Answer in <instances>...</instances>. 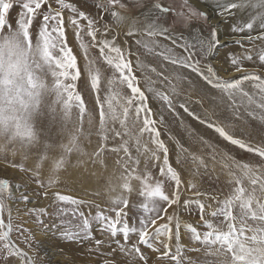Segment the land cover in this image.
I'll list each match as a JSON object with an SVG mask.
<instances>
[{
	"label": "snow or ice",
	"instance_id": "snow-or-ice-1",
	"mask_svg": "<svg viewBox=\"0 0 264 264\" xmlns=\"http://www.w3.org/2000/svg\"><path fill=\"white\" fill-rule=\"evenodd\" d=\"M129 4L144 11L134 16ZM181 8L169 24L164 14L172 7L153 0H95V11L77 0H0V30L18 28L56 69L54 97L40 112L50 126L38 124L0 156L36 185L31 196L20 190L13 198L16 185L0 178V264L37 258L51 264L39 245L32 248L26 227L21 235L27 233L32 254L18 246L14 211L33 217L41 234L50 226L64 241L86 245L82 254L98 264H264V0H218L215 20L192 0ZM194 21L203 23L190 34L173 31L177 22L187 28ZM225 22L228 41L220 37ZM228 44L227 63L215 60ZM28 81L34 88L31 74ZM186 117L215 137L194 130ZM222 142L245 155H233ZM9 155L22 162L7 161ZM69 167H83L79 175L95 177L97 187L79 194L63 189L61 172ZM205 176L217 187L206 188ZM40 199L48 205L38 206ZM193 212L198 219L187 222L185 214Z\"/></svg>",
	"mask_w": 264,
	"mask_h": 264
},
{
	"label": "clouds",
	"instance_id": "clouds-1",
	"mask_svg": "<svg viewBox=\"0 0 264 264\" xmlns=\"http://www.w3.org/2000/svg\"><path fill=\"white\" fill-rule=\"evenodd\" d=\"M55 71L39 43L30 47L18 28L0 30V79L5 80L0 86V156L24 143L38 126L43 118L40 112L54 97ZM29 74L34 88L29 86Z\"/></svg>",
	"mask_w": 264,
	"mask_h": 264
},
{
	"label": "rangeland",
	"instance_id": "rangeland-1",
	"mask_svg": "<svg viewBox=\"0 0 264 264\" xmlns=\"http://www.w3.org/2000/svg\"><path fill=\"white\" fill-rule=\"evenodd\" d=\"M16 2H17V0H13V3H16ZM125 2H127V0H125ZM153 2H159L163 6H169L170 5L172 7V9L174 10L173 12H171L169 14H164L165 15V20L169 24L173 20L176 19L175 12L184 10V9L181 8V5H182L183 0H153ZM77 3H79L81 5V7H83V8H86V9L91 10V11H95V0H77ZM129 8L131 10V14L134 15V16L135 15H139L140 12L144 11L143 8L135 7L132 4H129ZM11 16H12L13 21H15L16 19H18V7H14L13 9H11ZM107 18L108 17L105 16V19H107ZM202 23H203L202 21H199V22H195L194 21L189 27L185 28L182 25V23L177 22L174 25L173 31H175L176 33L184 32L186 34H190L193 31H195L198 28H200L202 26ZM68 39H69V45L71 47H73L74 54H76L77 57H78V66H81L82 67L83 64H84V60H83L82 54L80 53V51L78 49V45L76 44V42H75V40L73 38V34L71 32L68 33ZM160 39L163 40L162 37ZM229 48H231V44H228L227 46H222L219 49V50H221L219 52V54L217 53L218 56L215 55L214 56V59L217 58V60L224 61V56L222 54L225 53L226 50L229 49ZM224 62L227 63L226 61H224ZM77 87H78V90H79V88H80V82H77ZM204 106L206 108L207 107H210V101L209 100H205L204 101ZM196 107H199V106L197 105ZM214 115H221V113L219 111H217L216 113H214ZM185 122L187 124H189L197 132L204 133L208 137H215V134L212 133L211 130L205 129L204 126L199 125L196 121H193L190 117H186ZM237 124L240 126V128H246L247 127V125L243 124L241 121H237ZM251 127L253 129H255V131L252 132V136L253 137H256V138H259L261 133H260V129L257 126V124H256L255 121H252L251 122ZM180 131L183 132L182 129ZM236 131H237V134H239V128ZM184 141H185V144L187 146V144H188V137H187V134L186 133H184ZM213 142H219V141H216L214 139ZM222 143L225 146V149L226 150H231L232 151V154L233 155H236V156H244L245 155L242 152V150L236 149L234 146L227 145V142H222ZM251 155L252 154H247V156H251ZM16 160H17V158H16ZM16 160L13 159V157H11L10 155L7 157V161H9V162L18 163ZM1 162L4 163V164L5 163L8 164L3 158H0V163ZM172 162L175 164L174 159H173ZM88 167L91 168V165H89ZM109 169H111V167ZM106 174H108V173H106ZM85 175H86L87 178L89 177V175L87 173ZM24 176L27 178V180H25V181L20 180L17 177L12 178L8 174L7 170H4L3 169V171H2L1 170V166H0V178H7V179H9L11 183L15 184L19 188V191L20 190H25L27 192V194H29L31 196V193L36 188V185L34 183H32L31 180H29L28 176H26L25 174H24ZM92 178H94V177H92ZM202 179H203V184H204V186L206 188H215V187H217V185L215 183H213L212 181H210L208 177L205 176ZM220 181H221V183H223V181H224V177L223 176L220 177ZM10 191H11V189H10ZM187 195L188 196H191V193H187ZM87 197H88L87 199H95V200H97L98 202H100L102 204L107 200V196L106 195H101L99 197L94 196V195H89ZM13 198H15V196H13ZM131 199L136 200L137 197L135 195H133L131 197ZM46 200L47 199H40V200H38V203L39 202H42V206H40V207H44V206L48 205L49 201L48 200L46 201ZM29 206H32V205H29ZM38 206H39V204H38ZM13 217H14V224L21 226L19 229H17L16 231H14L13 236L14 237H19V239L16 240L18 246L21 247L25 251H29L30 254H32V252L29 249L28 244L25 242V236L27 235V233H24L23 235H21L22 228H25V227L28 228L29 231L32 232L33 234L35 233V231H38L40 233V237H43V238L44 237L45 238L48 237L49 239L57 240L59 242V244H61L63 246L66 245L65 247H70L71 250L74 252L73 254L74 255L76 254L75 255L76 258L80 259V261L87 260L85 262L86 264H98V261L95 259L94 255L86 254L87 258H85L84 257L85 254H82V253H85V249L87 247L86 245H82L80 247H77V245L75 243H71V242L64 241L63 238L60 236L58 230L57 229H53L50 226H49L48 229H46V231H45L46 234L45 233L44 234H41V232H40L39 228L37 227V225L35 223L31 222L34 218L31 217L30 215H27V216L26 215H22V214H19L18 215L14 211L13 212ZM42 219H44L45 220V223L46 224H49V225L52 222L58 223V221H54V220L53 221H50L46 217H42ZM184 219L187 222L195 223V221L198 219V216H197L196 212L191 213V215H189V214L186 213L185 216H184ZM28 222H30V223H28ZM90 230L93 231V232H96L97 231V228H96L95 225H92V227H91ZM46 240H47V238H46ZM184 242L187 243V237H185ZM37 245H39L40 250H41L40 241L37 238H35V236L33 235L32 248L33 249L36 248ZM44 245H46V241H44ZM67 254L72 255L70 252H67ZM40 255H43L42 254V251H40ZM186 255H188L189 257H191L193 260H197L198 258H200V254L197 253V252H194V251L186 252ZM72 257H73V255H72ZM16 259L18 260V258H16ZM36 264H43V262L39 258H37ZM160 264H168V261L167 260L161 261Z\"/></svg>",
	"mask_w": 264,
	"mask_h": 264
},
{
	"label": "bare ground",
	"instance_id": "bare-ground-1",
	"mask_svg": "<svg viewBox=\"0 0 264 264\" xmlns=\"http://www.w3.org/2000/svg\"><path fill=\"white\" fill-rule=\"evenodd\" d=\"M192 2L194 4V6L197 7L198 9L206 11L209 20H215L217 18L216 12H217L218 0H192ZM243 11L244 10H241V12H243ZM219 28H220L221 39L228 41L229 37L227 35V32H228L227 22L220 25ZM220 51L221 50H219L217 53L219 54ZM217 53H216V55L218 56ZM215 60H217V58ZM221 74L223 75V73H221ZM239 75L240 74H235V76H239ZM235 76H233L232 78H235ZM39 125L42 127L50 126L49 125V119L42 118L41 121L39 122ZM57 132H58V126H52L53 135H55ZM16 158H17V160H16ZM13 159H15L18 163L22 162V158L20 156H17ZM1 163H0L1 170L2 171H3V169L7 170L8 174L12 178L17 177L18 179L23 180V181L27 180V178L24 176V174L21 173L18 169L11 168L6 163H5L6 165L4 163H2V164ZM70 164L71 165L76 164V158L75 157L71 158ZM83 171H84L83 167H81L79 169L69 167L67 172H64L62 170L61 179L64 181V183L61 184V187L65 190H68V189L73 190L74 194L82 193L83 190L86 188H88V189L96 188L97 187V183L95 182L96 178L95 177L92 178L91 176H89L87 178L85 175L86 173L81 177L79 175V173L83 172ZM110 171H111V169H109V172ZM109 172H105L104 176L107 177ZM106 173H108V174H106ZM100 183H103V181H100ZM11 191H12V195L16 196V194L19 191V188L16 186L15 188L11 189ZM85 198H88V197H85ZM38 204H39V206H42V202H39ZM28 223H30V222H28ZM34 236H35V238H37L40 241L42 254L43 255L46 254L45 259L47 260L48 257L51 258V264H86L85 262L87 260L83 259L84 261H80V259L76 258V256H75L76 254L75 255L73 254L74 252L71 250L70 247H65L66 245L63 246V245L59 244V242L57 240H52V239H49L48 237H46L47 238V240H46L45 237L44 238L40 237V233L38 231H35ZM44 241H46V245H44ZM58 249H62V251H57ZM67 252H70L73 255V257H72V255L67 254ZM84 257L87 258L86 254L84 255Z\"/></svg>",
	"mask_w": 264,
	"mask_h": 264
}]
</instances>
